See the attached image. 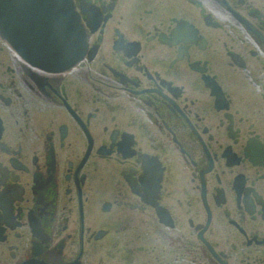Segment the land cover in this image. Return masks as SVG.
<instances>
[{
  "label": "flooded vegetation",
  "instance_id": "flooded-vegetation-1",
  "mask_svg": "<svg viewBox=\"0 0 264 264\" xmlns=\"http://www.w3.org/2000/svg\"><path fill=\"white\" fill-rule=\"evenodd\" d=\"M69 3L73 66L0 43V264H264V0Z\"/></svg>",
  "mask_w": 264,
  "mask_h": 264
},
{
  "label": "water",
  "instance_id": "water-1",
  "mask_svg": "<svg viewBox=\"0 0 264 264\" xmlns=\"http://www.w3.org/2000/svg\"><path fill=\"white\" fill-rule=\"evenodd\" d=\"M9 1L10 0H0L4 12H6L7 10ZM46 4L48 5V9H46V24H48V26L45 27L44 30H31L30 33L27 35L26 32L20 30L18 27H15L12 30V35V32L7 27L6 23H3V18L0 14V36L3 39L9 41L10 43H40V46L43 48L42 54L47 57V63L60 62L63 66H65L67 64V60L57 61V59L61 57V54L58 49L54 47L57 44V48L59 47L60 49V45L61 43H63L60 42V39L65 38V31L64 28L62 30L59 27V29H57L56 27H52L51 22L53 20H50V15L55 17L59 11V9L57 10L58 3L57 0H46ZM60 6L62 8L61 17L62 20L65 22V20H67L66 17L70 13V10H67L62 3L60 4ZM53 23H56V21H53ZM71 30L73 31L74 38L79 41V44L85 43V34L79 20L76 19V14L73 20V25L71 26V29L69 31L71 32ZM68 62L72 61L70 60Z\"/></svg>",
  "mask_w": 264,
  "mask_h": 264
},
{
  "label": "rangeland",
  "instance_id": "rangeland-1",
  "mask_svg": "<svg viewBox=\"0 0 264 264\" xmlns=\"http://www.w3.org/2000/svg\"><path fill=\"white\" fill-rule=\"evenodd\" d=\"M0 43H2V42L0 41Z\"/></svg>",
  "mask_w": 264,
  "mask_h": 264
}]
</instances>
